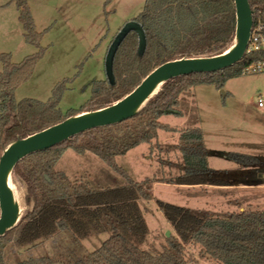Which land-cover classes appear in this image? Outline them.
<instances>
[{
    "label": "trees",
    "instance_id": "obj_1",
    "mask_svg": "<svg viewBox=\"0 0 264 264\" xmlns=\"http://www.w3.org/2000/svg\"><path fill=\"white\" fill-rule=\"evenodd\" d=\"M15 2L25 40L39 47L41 34L34 30L25 0ZM248 2L252 9V26L257 23L264 25V0ZM133 20L144 31V51L138 53V36L130 31L114 55V82L109 83L107 78L94 81L90 98L78 108L66 112L58 107L63 84L52 90L47 101L14 98L15 88L28 79L42 51L26 56L19 63L12 62L9 54L0 53V155L17 139L80 112L110 105L130 92L161 63L222 53L232 44L235 33L233 0H145L142 10ZM263 59L264 51L245 52L239 61L222 70L171 78L131 117L83 131L20 159L12 170V179H19L24 184L25 204H31V208L21 215L15 226L0 236V264H199L197 259L187 255L180 239L182 236H186L187 243L198 247L201 256L216 263L264 264V210L250 208L234 210L224 216L197 212L201 213L200 218L180 224L178 234L181 237L170 235L159 252L134 244L116 220L105 215L109 236L93 251L78 254L61 247L52 255L25 256L11 263L7 259L10 245L22 247L29 244L28 248H31L36 245L33 241L50 238L55 233L54 227L74 235L72 228L76 229V225L66 206L79 208L84 200L80 197L87 199L97 194H93L96 190L87 180H71L64 172L55 169L65 150L72 149L79 154L91 152L111 168L119 169L115 161L117 156L140 143L156 141L158 130L176 132V128L160 121L164 114L184 116L186 123L175 142L179 153V173L167 182L228 185V177L226 180L218 177L228 175L232 170H216L208 166L196 112L185 104V100L195 86L207 84L221 88L228 78L246 73V67ZM227 156L238 164L239 171L264 172V158L235 152ZM130 185L143 199L152 198L151 180L131 181ZM167 207L193 212L174 205ZM167 207L165 213L175 224L166 211Z\"/></svg>",
    "mask_w": 264,
    "mask_h": 264
},
{
    "label": "rangeland",
    "instance_id": "obj_2",
    "mask_svg": "<svg viewBox=\"0 0 264 264\" xmlns=\"http://www.w3.org/2000/svg\"><path fill=\"white\" fill-rule=\"evenodd\" d=\"M25 2L34 30L41 34L39 47L25 40L15 0H0V53L9 54L12 62L19 63L26 56L42 51L28 79L15 88L14 98L47 101L52 90L63 84L58 107L66 112L84 104L91 96L92 83L106 78L107 48L118 29L142 10L145 0ZM258 98L262 100L260 107ZM185 104L196 112L208 166L232 170L218 177L224 180L228 177V185L167 182L179 173V153L175 148L178 134L175 133L186 123L182 124V116L164 114L160 121L178 130H158L156 141L140 143L117 156L119 169L111 168L91 152L79 154L72 149L65 150L55 169L71 180H87L96 190L93 194H97L87 199L80 197L84 200L79 208L66 206L76 225V229L72 228L74 235L54 227L55 233L50 238L33 241L36 245L31 248L29 244L10 245L8 261L52 255L61 247L78 254L93 251L109 236L105 215L116 220L134 244L159 252L170 235L181 237L180 224L200 218L201 213L197 212L224 216L245 208L264 210V179L259 172L239 171L238 164L227 156L235 152L264 158V71L230 77L221 88L197 85ZM144 179L152 181L149 200L140 197L130 185L131 181ZM12 184L21 216L31 204H25L24 184L19 179ZM168 205L189 208L193 212H180ZM166 207L175 224L168 219ZM180 239L187 255L197 259L199 264H219L201 256L198 247L186 242V236Z\"/></svg>",
    "mask_w": 264,
    "mask_h": 264
},
{
    "label": "water",
    "instance_id": "obj_3",
    "mask_svg": "<svg viewBox=\"0 0 264 264\" xmlns=\"http://www.w3.org/2000/svg\"><path fill=\"white\" fill-rule=\"evenodd\" d=\"M235 8V33L232 44L222 53L209 57H183L169 60L152 69L126 95L110 105L80 112L63 121L10 143L0 155V236L16 225L20 219V208L6 185L11 181L15 164L26 155L52 147L83 131L123 121L135 114L145 102L155 95L167 80L191 73H208L227 68L239 61L245 53L252 27V9L248 0H233ZM133 31L138 36V53L145 48V34L135 20L127 21L113 36L105 55V75L109 83L114 82L113 59L125 36ZM157 90L154 91V89ZM87 113V115L78 117ZM169 235V233H168Z\"/></svg>",
    "mask_w": 264,
    "mask_h": 264
},
{
    "label": "built area",
    "instance_id": "obj_4",
    "mask_svg": "<svg viewBox=\"0 0 264 264\" xmlns=\"http://www.w3.org/2000/svg\"><path fill=\"white\" fill-rule=\"evenodd\" d=\"M264 51V25L257 23L251 27L248 42L245 48V52ZM247 72L264 71V59L246 67L244 70ZM258 106H262L261 98L257 99Z\"/></svg>",
    "mask_w": 264,
    "mask_h": 264
},
{
    "label": "bare ground",
    "instance_id": "obj_5",
    "mask_svg": "<svg viewBox=\"0 0 264 264\" xmlns=\"http://www.w3.org/2000/svg\"><path fill=\"white\" fill-rule=\"evenodd\" d=\"M155 90H157V88H155L154 91ZM85 115H87V113H83V114L79 115L78 117H82ZM12 182L13 181H10L9 178L6 179V185H7L8 189L10 190V192L12 193L14 201H15L14 186H13Z\"/></svg>",
    "mask_w": 264,
    "mask_h": 264
},
{
    "label": "crops",
    "instance_id": "obj_6",
    "mask_svg": "<svg viewBox=\"0 0 264 264\" xmlns=\"http://www.w3.org/2000/svg\"><path fill=\"white\" fill-rule=\"evenodd\" d=\"M182 118H183L182 124H184L185 123V117L183 116ZM176 129L178 130V128H176ZM175 134H178V133H175ZM259 175H261V177L264 179V172H260Z\"/></svg>",
    "mask_w": 264,
    "mask_h": 264
}]
</instances>
